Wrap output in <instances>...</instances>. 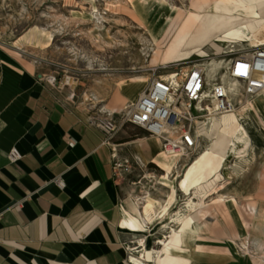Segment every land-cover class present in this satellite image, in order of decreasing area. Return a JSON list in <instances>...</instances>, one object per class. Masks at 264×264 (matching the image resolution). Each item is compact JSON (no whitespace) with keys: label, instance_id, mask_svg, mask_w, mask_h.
Listing matches in <instances>:
<instances>
[{"label":"rangeland","instance_id":"obj_1","mask_svg":"<svg viewBox=\"0 0 264 264\" xmlns=\"http://www.w3.org/2000/svg\"><path fill=\"white\" fill-rule=\"evenodd\" d=\"M189 1L169 0L171 5L180 8L190 6ZM139 16L130 0H0V46L13 55L9 50L19 51L22 61H32L57 96L89 121L106 111L118 113L129 109L125 105L133 101L124 98L120 89L122 82L147 76L149 83L153 72L168 75L175 67L181 72L197 62H214L212 83L225 80L235 84L232 94L235 111L246 133L237 149L229 152L228 167L221 169L218 179L211 177L199 188H193L192 194L185 193L181 185V173L187 163L211 142L204 135L198 134L192 155L170 158L176 165L167 177H163L167 170L162 165L164 158L159 148H150L157 160L141 149L143 160L139 159L133 151L134 142L148 136L142 128L123 118L118 131L111 136L110 140L118 148L114 166L124 214L143 211L148 199L155 208L146 230L132 232L126 252L129 258L140 256L144 247L140 238L151 237L153 249L159 251L163 247L159 243L162 239L182 245L179 236L172 235V230L180 227V222L174 219L204 210L205 217L197 221L201 226L204 219L210 224L208 231L197 235L196 253L202 249L207 256L204 259L193 257L190 264L198 261L201 264H264V254L250 241L254 207L264 205V108L259 104L258 94L243 96L241 84L225 74L234 56L247 54L255 47H250L248 40L226 42L222 44L224 52L218 55L215 49L206 46V56L193 54L188 59L167 61L164 52L174 33L161 39L158 49L149 30L138 20ZM38 27H45L51 33L50 39L39 36ZM248 100L255 104L254 108L240 110ZM213 115L216 114L205 110L199 125L210 121ZM189 200L197 202L193 208L188 207ZM236 210L248 221L249 233L237 229L233 236L236 249L248 258L243 262L235 258L236 254L225 241L228 236L222 233L218 221H230ZM145 264L155 263L151 260Z\"/></svg>","mask_w":264,"mask_h":264},{"label":"crops","instance_id":"obj_2","mask_svg":"<svg viewBox=\"0 0 264 264\" xmlns=\"http://www.w3.org/2000/svg\"><path fill=\"white\" fill-rule=\"evenodd\" d=\"M111 142L0 46V264H129Z\"/></svg>","mask_w":264,"mask_h":264},{"label":"bare ground","instance_id":"obj_3","mask_svg":"<svg viewBox=\"0 0 264 264\" xmlns=\"http://www.w3.org/2000/svg\"><path fill=\"white\" fill-rule=\"evenodd\" d=\"M134 10L139 13L138 20L143 24L156 41L157 48L160 49L161 39L167 38L174 33V38L169 43L164 58L167 61H180L188 59L193 54L198 56L208 55L206 46L216 50V55L224 52L223 43L238 42L248 40L250 47H261L264 45V0H190L187 8H180L171 5L169 0H130ZM260 22V24H258ZM37 34L45 39H50L51 33L46 28H37ZM15 56H22L19 51L9 50ZM157 52V54H160ZM122 56V55H121ZM124 57V56H122ZM28 67L33 68V62L23 61ZM207 75L209 83L213 86H220L225 90L233 92L235 84L227 83L225 80L219 84L212 83L214 62H206ZM168 76V75H163ZM148 77L136 76L132 82L120 83V89L128 101H135L140 95V91L146 85ZM258 101L264 108V88L258 94ZM125 105V108L132 104ZM251 101L248 100L240 110L254 108ZM234 108L232 111L222 112L219 115H213L210 121L198 125V134L204 135L211 142L193 159L187 163V167L181 173V185L185 193L192 194L193 188H199L211 177L219 178V172L223 167H228V156L230 151H235L237 145L244 137L245 130ZM159 140V142H158ZM153 143L156 149H160V139L157 136L149 135L140 138L133 144V151L136 156L143 160V152L139 149L140 144L146 146ZM114 157L117 155V144L111 142ZM146 144V145H145ZM144 151L154 160H157L154 152L149 146L144 147ZM152 153V154H151ZM163 159L162 165L167 172L163 177H167L172 167L176 163L170 161V158H177L179 155L170 157L160 153ZM169 157V158H168ZM215 180V179H214ZM196 191V190H195ZM197 202L189 200L188 207L193 208ZM143 211H137L136 214L126 212L122 223L130 230L136 232L145 231L147 221L153 217L155 210L151 199L143 206ZM255 213L251 227L250 241L253 242L258 252L264 254V205L257 204L254 207ZM237 211V210H236ZM231 214L230 221H220V230L228 236L225 241L230 245L232 252L236 254L237 261H248L247 257L242 256L236 249L233 236L239 232L249 233L247 230L248 221L238 211ZM204 210H197L192 215H179L174 220L180 222L179 230L173 229L172 235L177 234L182 240L180 246L172 243V240L162 239L159 243L163 244L162 250H154L151 237L147 239L140 238L142 241L143 253L140 256L131 255L129 264H145V261L153 260L155 264H190L193 257L205 258L207 255L204 250L196 253V244L201 231H208L210 221L204 219V225L198 223V219L205 217ZM171 236V235H170ZM179 240V241H180ZM199 244V243H198ZM200 262V263H198ZM195 264H201L198 261Z\"/></svg>","mask_w":264,"mask_h":264},{"label":"built area","instance_id":"obj_4","mask_svg":"<svg viewBox=\"0 0 264 264\" xmlns=\"http://www.w3.org/2000/svg\"><path fill=\"white\" fill-rule=\"evenodd\" d=\"M229 62L225 74L241 84L243 96H255L262 91L264 45L247 54L236 55ZM209 85L207 65L202 62L181 72L175 67L168 76L153 72L149 83L127 111H106L91 122L111 139L124 118L142 128L147 135L157 136L165 156L192 155L198 144L196 126L202 122L205 110L219 115L236 107L233 92L220 84ZM8 154L12 161L21 156L16 147H12ZM54 182L63 188L64 182L60 178Z\"/></svg>","mask_w":264,"mask_h":264}]
</instances>
